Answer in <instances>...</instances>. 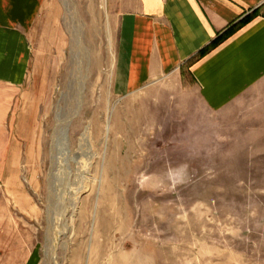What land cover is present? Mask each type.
I'll list each match as a JSON object with an SVG mask.
<instances>
[{"label": "rangeland", "instance_id": "374dc122", "mask_svg": "<svg viewBox=\"0 0 264 264\" xmlns=\"http://www.w3.org/2000/svg\"><path fill=\"white\" fill-rule=\"evenodd\" d=\"M120 10L48 0L30 32L0 106V264H264V156L207 157L168 83L115 94Z\"/></svg>", "mask_w": 264, "mask_h": 264}, {"label": "crops", "instance_id": "0c3cea01", "mask_svg": "<svg viewBox=\"0 0 264 264\" xmlns=\"http://www.w3.org/2000/svg\"><path fill=\"white\" fill-rule=\"evenodd\" d=\"M118 1L115 94L168 83L169 96L189 98L170 108L173 126L207 157L264 156V0ZM47 4L0 0V106L31 82L30 32ZM5 165L1 154L0 175Z\"/></svg>", "mask_w": 264, "mask_h": 264}, {"label": "trees", "instance_id": "16d2710c", "mask_svg": "<svg viewBox=\"0 0 264 264\" xmlns=\"http://www.w3.org/2000/svg\"><path fill=\"white\" fill-rule=\"evenodd\" d=\"M245 20V19H244ZM230 30H228L227 32H225L223 35H220L218 38H216V40L213 42V44L217 43L218 41H220L227 33H229Z\"/></svg>", "mask_w": 264, "mask_h": 264}]
</instances>
